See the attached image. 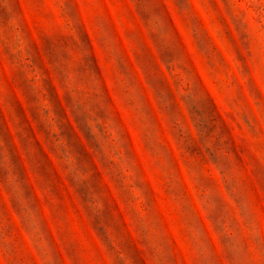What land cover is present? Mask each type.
<instances>
[{"label":"rangeland","instance_id":"obj_1","mask_svg":"<svg viewBox=\"0 0 264 264\" xmlns=\"http://www.w3.org/2000/svg\"><path fill=\"white\" fill-rule=\"evenodd\" d=\"M0 264H264V0H0Z\"/></svg>","mask_w":264,"mask_h":264}]
</instances>
